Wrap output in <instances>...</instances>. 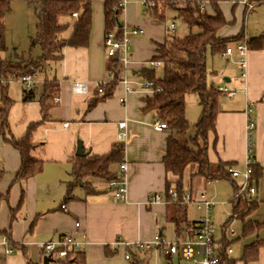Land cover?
<instances>
[{
  "label": "crops",
  "instance_id": "obj_1",
  "mask_svg": "<svg viewBox=\"0 0 264 264\" xmlns=\"http://www.w3.org/2000/svg\"><path fill=\"white\" fill-rule=\"evenodd\" d=\"M36 1L38 0H11L10 13L12 8V13L15 10L20 12L17 23L25 19L24 15L31 7L30 4ZM117 1L124 2L119 18H123L125 27L143 31L142 35L133 40V64L128 74L136 71L141 79H145L143 71L148 69L154 70L155 78L160 79L156 77L155 70L162 66L150 69L147 63L156 55L157 45L164 44L168 37L165 20L160 21L146 15L140 0H91L88 46L66 47L62 50V60L50 65L54 68V76L58 81L59 103L53 104L48 120L31 134V142L36 146L32 155L43 161L41 171L32 178L18 181L20 155L0 135V195L4 197L0 200V235L7 237L12 248V252L7 254L0 244V264H43V257L34 243L57 240L62 234L73 231L75 222H79V238L86 242L84 251L80 253V262L52 261L48 264H136V261L139 264H149L151 259L154 260L153 264H180L177 257L164 259L155 251L135 256L132 263L123 258L127 246L139 241H150L157 234L172 238L177 231L181 237L185 236L186 225L196 220L188 219L189 205H186V222L174 224L169 220L168 205L161 199L166 182L172 183L176 177L167 173L162 163L169 133L155 131L152 128V123L155 122L153 112L144 111L146 100L151 99L154 93L149 90L125 93L120 84H115L112 95L107 99L97 100L93 94L94 84L105 80L113 71L112 63L105 56L103 43L104 5L106 2ZM176 1L203 5V12L212 14L208 0ZM248 1L228 0L219 4L227 24L218 31L217 38L231 40L241 37L240 43L247 46L250 39L262 37L263 46L260 49L247 48L243 78L236 64L239 60L236 51L231 56L213 55L221 60L229 59L228 62L237 68L239 74L236 76V71L229 66L207 70V85L216 89L226 88L231 91L232 96L223 94L219 98L215 130L208 132L205 148L210 163H232L237 170H243L247 149L251 146L255 167L253 184L256 187L252 203L256 207L243 217L231 218L232 200L240 180L207 182L195 176L198 170L196 164L187 165L182 175L184 194L205 193L207 198L216 202L214 207L219 206L225 217L215 233L217 249L223 256L221 264H264V246L258 249L255 260L245 262L243 259L248 246L264 241V3L248 9L245 5ZM236 44L239 43H232L230 47L234 48ZM32 54L33 51L30 55ZM220 74L224 83L220 80L215 83L209 81V77L214 79ZM227 74L234 80L227 77ZM50 78L52 74L49 71ZM75 81L87 84V95L72 93L71 83ZM14 84L20 86L17 87L21 90L23 102L22 86L18 83L8 85L7 96L14 104L10 89ZM40 94L36 93L35 100L24 102L21 121H24L25 126L18 138L24 135L29 124L41 120L37 101ZM1 97L0 93V100ZM122 97L124 102L119 100ZM94 101V105L90 106ZM196 101L198 111L195 117L198 119L201 111L198 98ZM34 104L38 106L36 111L31 109ZM249 104L250 117L245 113ZM185 118L190 123L186 103ZM249 118L255 124L250 135L246 130ZM120 123H125L123 129L119 128ZM40 133L44 134V138L37 137ZM49 136L53 138L52 145L48 144ZM11 137L14 136L11 134ZM182 137L177 136L179 141ZM77 138L82 140L83 151L87 153L84 158L106 155L115 144L124 146L122 162L109 168L114 179L124 178V201L113 199L114 190L109 183L114 179L109 182L106 178L95 176L75 178L78 164L75 157ZM37 153L42 159L36 157ZM122 163L126 164L125 172L119 171ZM225 181L229 183L232 192L227 193V203L215 194L220 193L217 185ZM208 193H214L215 198ZM154 195H158L159 199L149 202ZM220 196L225 197L226 193H221ZM62 204L66 205V212L61 210ZM190 205L196 208L194 204ZM197 210L203 214L202 210ZM247 222L250 226H260L248 227L251 230L245 233L243 225ZM229 224L234 230L233 234L223 231ZM228 246L231 247L230 254L226 253Z\"/></svg>",
  "mask_w": 264,
  "mask_h": 264
},
{
  "label": "trees",
  "instance_id": "obj_2",
  "mask_svg": "<svg viewBox=\"0 0 264 264\" xmlns=\"http://www.w3.org/2000/svg\"><path fill=\"white\" fill-rule=\"evenodd\" d=\"M156 5L163 7L162 11L157 8L145 9V14L158 19L165 20L167 9L176 11L182 22L188 28V34L182 38L173 36L167 37L164 44L157 45L156 55L151 61L162 63L163 76L155 78L154 70H144L143 78L153 82L154 87H160L161 92H154L151 99L146 100V112H153L154 121L166 124L169 133L166 139V152L162 163L167 173L176 177L174 182H166V189L161 199L169 207V220L176 225L185 223L187 206L182 204L184 195L182 190V175L185 167L189 164H196L198 167L196 177L207 182L232 178L227 172L232 163L217 162L212 164L206 155V139L208 132L215 130V117L218 112V100L223 95L218 89L207 85L208 72L205 58L207 52L211 55L223 54L232 43H240L241 37L234 39L217 38V33L227 22L219 8V4L228 0H208L212 14L199 11V4L193 2H177L176 0H150ZM259 0H249L257 2ZM114 2H106L104 5V36L115 31L120 32L121 25L118 22L120 12L111 13ZM36 21V34L29 38L30 51L28 59L17 56L14 60H7L0 56V78H6L12 73L21 74L29 65L41 66L44 63L54 65L62 60V50L66 47L85 48L88 46L91 30V0H38L30 4ZM11 11V0H0V54L7 52L5 43V18ZM76 13L77 17L72 18ZM64 20V21H63ZM120 26V27H119ZM196 29L197 32H192ZM68 31L66 37L63 36ZM250 44H253L250 46ZM39 48V56L30 62L32 47ZM263 46L262 37L250 39L247 48L260 49ZM54 68L50 66L52 78L43 85L42 92L37 101L40 107L41 120L27 126L25 133L20 138L11 137L10 124L8 120L9 111L13 105L12 100L7 96L8 85L0 83V135L4 141L18 151L21 159V167L17 173L18 181H25L32 178L41 171L43 161L35 158L32 151L36 148L31 142V134L43 122L48 120L49 112L54 106L53 101L59 94L58 81L54 76ZM114 83L106 86L101 94L95 89L93 94L97 100H104L112 95ZM195 94L198 98V105L201 112L194 123V135L189 138V145L182 144L177 136L186 135L189 123L185 118V96ZM23 102L35 100L33 95L25 96ZM96 101L92 102L93 106ZM123 145L115 144L111 151L103 156L76 157L78 162L75 178L84 176H95L106 178L109 182L115 178L109 168L111 165L122 162ZM254 165V164H253ZM252 169V181L253 172ZM1 179V175H0ZM254 182V181H253ZM176 193L172 197L170 191ZM4 197L0 195V200ZM152 201V198L149 202ZM256 207L252 199L240 196L232 200V213L236 217H243ZM260 225H251L247 222L243 225L244 232L250 228H258ZM248 227H250L248 229ZM264 241H257L248 246L244 251V261L255 260L260 247ZM80 253L70 256L64 261L66 263L80 262ZM223 256L221 255V262ZM32 264V263H28ZM136 264L139 262L136 261Z\"/></svg>",
  "mask_w": 264,
  "mask_h": 264
},
{
  "label": "built area",
  "instance_id": "obj_3",
  "mask_svg": "<svg viewBox=\"0 0 264 264\" xmlns=\"http://www.w3.org/2000/svg\"><path fill=\"white\" fill-rule=\"evenodd\" d=\"M259 3H264V0H259L257 2L248 1L245 3V5L248 9H252ZM140 4L142 7H144V9L157 8L158 11L163 10L161 5H156L150 0H140ZM123 9V1H117L112 6V11L120 12V14L122 13ZM203 10V5H199V11L203 12ZM76 17V13H73L72 18ZM168 30L175 32V25L173 23L170 24L168 26ZM142 34L143 31L139 28H127L121 26L120 32L118 34L113 31L104 36L103 43L105 56L112 63L113 71H111L105 80L94 84L93 89H95L99 94H101L102 90L110 83L118 85L120 84L123 87L125 93L140 90H149L153 93L161 92V88L154 87L153 82L146 79H141V76L138 72L132 71L131 74H128L130 66L133 64L131 55L132 41ZM233 51H236L239 57V60L236 62V64L239 66L241 78H243L247 47L244 43L236 44L234 48H227L222 56H231ZM160 66H162L160 61H149L147 63V67L150 69ZM49 71L50 64L48 63H44L41 66H35L32 64L29 65L26 71L22 72L21 74H12L7 79L0 78V83L4 85L18 83L22 86L23 94L25 96L33 95L36 97V93H41L44 83L49 80ZM71 91L73 94L82 95L86 94L89 91V88L85 83L75 81L71 83ZM218 91L222 92L227 97L232 96L231 91L227 90L226 88H218ZM119 100L120 102H124V97L120 98ZM53 103L58 104L59 98L56 97ZM245 113L250 117L251 104L248 105ZM124 127L125 123L119 124L120 129H123ZM254 127L255 124L249 118L246 124V130L249 135L253 131ZM152 128L157 132L167 130L166 124L160 121L153 122ZM251 152L252 149L249 145L243 170H237L234 167L227 168V172L230 174L232 179L240 180L238 186L235 189L233 199H237L242 195L252 199L256 194V187L252 181L251 166L254 164V159ZM119 171H126L125 163L120 164ZM109 185L114 190V201H124L126 198L124 178H116L112 180ZM170 194L172 197H176L175 191L171 190ZM158 199V195H154L152 197V200ZM182 204H194L197 209L202 210L203 212L202 216L198 220L186 225L184 229L185 236L181 237V235L175 231L172 238H166L157 234L150 241L136 242L133 245L126 247V250L123 254L124 260L132 263L135 256L155 251L165 259L177 257L180 260V264H221V254L217 249L215 242L216 227L214 226L211 217V211L216 202L207 198L205 193L200 192L195 195H192L191 193H185L182 197ZM60 208L64 212L67 211L65 204H62ZM230 217L236 218V215L231 213ZM223 231L225 233L231 234L234 232L230 224L225 226ZM0 244L5 248V253L9 254L12 252L10 242L6 236L0 235ZM34 246L43 258L49 257L53 261H56L66 260L76 253L83 252L86 242L79 238V222H75L73 231L62 234L55 241L36 242L34 243ZM226 253H231V247L228 246L226 248Z\"/></svg>",
  "mask_w": 264,
  "mask_h": 264
},
{
  "label": "rangeland",
  "instance_id": "obj_4",
  "mask_svg": "<svg viewBox=\"0 0 264 264\" xmlns=\"http://www.w3.org/2000/svg\"><path fill=\"white\" fill-rule=\"evenodd\" d=\"M31 9L32 8L30 7L28 9V11H26V15H24L25 19L21 23H17V21H16L18 18H20V12L18 10L17 11L15 10V12H14L15 14H14V13H12L13 12V8H12V12L8 14L10 16H8V15L6 16V18H5V43H6V47H7V52L0 54V56L2 58H6L7 60L12 61L17 56L23 55L25 57V59H28V52L30 51L29 38L34 37L36 34V27H35L36 21H35V18L33 17V13H32ZM141 9H143V8L141 7ZM110 12L114 13L115 11H112V8H111ZM165 15H166L165 24L167 25L166 34L168 35V37L173 36V37L179 38V39L184 38L188 34V28L182 22L181 18L178 16V13L176 11L167 9ZM118 22L122 27L126 26L123 22V18L122 19L118 18ZM172 23L175 25V32H171L170 30H168V26ZM127 28H130V27H127ZM192 32L193 33L197 32V30L193 29ZM27 34H28V36H27ZM67 35H68V31L65 34H63L64 37H66ZM132 43H133V41H132ZM15 47H16V49H14ZM131 48H132V44H131ZM31 51H33V54L30 55V61H33L40 54L39 48L37 46L32 47ZM228 60L229 59L221 60L219 57L212 56L210 52H207L206 58H205L206 68H207V70H210V69L216 70L215 68H219L221 66H224V67L229 66V67H232L236 71V76H237L239 74V72L237 71V68L234 66H231L230 63L228 62ZM155 71H156V77L162 78V76H163L162 68H157ZM16 73H18V72H15V74ZM12 74H14V73H12ZM228 75L229 74H227V77L231 78V80L233 81L234 79H232V77L230 75L229 76ZM9 76H7L6 79ZM210 80L213 83H215L218 80H220L221 83H224L222 74L218 75L214 79H210V77H209V81ZM11 84H13V83H11ZM17 86H18L17 84L10 86L11 97H12V99H14V104H13V106L9 112V115H8L11 134H12V136H14V138H18L20 136V134H22L21 132L23 131V128L25 126V124L23 123L24 121H21V112H22V108H24V102H22V98H21V94H20L21 90L18 88L20 86H18V87ZM196 100H197V96H195V94H190V95L185 96V103H186L187 113H188L190 123H189V128H188L186 135H184L180 140V142L184 145H189V138L194 135L193 124H194L195 120H197L196 119L197 117H195L196 116L195 114L198 111V108H197L198 106L196 104L197 103ZM31 109L36 111L38 109V106L36 104H34ZM195 109H197V110H195ZM200 111H201V109H200ZM29 117H31V116H29ZM41 131H43V130H41ZM43 135L40 133V134H37V137L39 139L44 138ZM48 140H49L48 144L52 145L53 138L51 136H49ZM78 141H82V140L79 138L75 139V146H77ZM37 154H38V156H36V157L39 158L40 157L39 153H37ZM217 187H218V190L220 193H215V194L217 195V197L219 199L225 200L227 203V193H232L231 187L229 186V183L226 181L220 182L217 185ZM221 193H226V196L221 197L220 196ZM208 195L214 197V193H208ZM218 207L216 206V207L212 208V211H211V217H212L214 226L216 228L225 220V217H223V213H221L220 208H218ZM201 214L202 213L200 211H198L192 205L188 206V208H187L188 219L198 220L199 216H201ZM153 262H154V260L151 259L149 264H153ZM164 263L162 262V264H164Z\"/></svg>",
  "mask_w": 264,
  "mask_h": 264
},
{
  "label": "water",
  "instance_id": "obj_5",
  "mask_svg": "<svg viewBox=\"0 0 264 264\" xmlns=\"http://www.w3.org/2000/svg\"><path fill=\"white\" fill-rule=\"evenodd\" d=\"M86 155H87V153H84L83 145H82L81 141H78L77 146H76V150H75V156L84 157ZM52 261L53 260L51 258H49V257L43 258V264H48V263H50Z\"/></svg>",
  "mask_w": 264,
  "mask_h": 264
},
{
  "label": "bare ground",
  "instance_id": "obj_6",
  "mask_svg": "<svg viewBox=\"0 0 264 264\" xmlns=\"http://www.w3.org/2000/svg\"><path fill=\"white\" fill-rule=\"evenodd\" d=\"M247 47V46H246ZM87 85V84H86ZM88 87V86H87ZM88 94V92L86 93V94H82V95H87Z\"/></svg>",
  "mask_w": 264,
  "mask_h": 264
}]
</instances>
